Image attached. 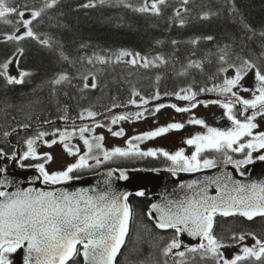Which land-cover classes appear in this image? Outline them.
<instances>
[{"label":"snow or ice","instance_id":"obj_1","mask_svg":"<svg viewBox=\"0 0 264 264\" xmlns=\"http://www.w3.org/2000/svg\"><path fill=\"white\" fill-rule=\"evenodd\" d=\"M61 0H42L43 6L32 8L27 0H0V24L13 26L11 32L0 31V43L33 41L66 63H75L64 53L60 42L52 36L45 37L36 30L42 14L47 9H53ZM181 7L175 10L179 25L185 26L188 21L184 13H190L187 5L191 0H179ZM217 9L202 13L201 20L224 16L230 20L236 31L228 36V43L216 44L215 51L209 50L200 59H191L196 55L195 49L202 40L215 42L216 37L209 35L197 37L187 43L193 46V51L178 76L189 75L190 70H197L205 78L214 81L211 87L196 88L195 84L181 87L172 93H161L154 90L151 96H145L141 91L133 89L132 98L127 104L114 103L107 109L113 113L116 108H126L134 105L135 112H124L106 116L84 108L78 116L80 120H90L76 125L72 122L71 131L68 128H53L51 131L37 130L35 134L24 139L26 150L22 155L12 152L11 155L0 148V264H13L12 254L25 250L23 264H118L117 257L125 247L130 225L133 221V208L128 203L133 193L119 191L113 187V180H128L126 170L109 169L102 187L69 190L65 185L84 177L80 175L86 169L98 168L106 162L132 157H163L170 162L167 171L173 176L178 173H197L206 169H216L221 165H232L239 176L247 173L243 170L256 161L264 162V29L257 30L240 9L238 0H215ZM168 0H141L140 6H134L130 0H85L78 8L89 9L106 4H119L134 12L159 16L162 15V5ZM157 43H163L157 41ZM180 43L172 40L176 46ZM86 45H81V48ZM25 49L17 47L7 58L0 60V81L4 87L23 85L28 82L33 73L20 67ZM214 58V60H213ZM81 62L86 65H107L113 61L126 63L136 68H160L172 65L173 58H167L157 53L155 56L142 55L121 49L111 55L93 53L82 56ZM215 64L212 71L206 70V65ZM15 67L17 73H10ZM88 71L72 76L67 72L58 74L47 83L53 94L57 86L65 83L71 85L74 79L80 80L79 91H94L100 87L98 72ZM229 73H231L229 75ZM161 76H156L159 82ZM251 79V84L248 80ZM205 93H215L216 99L200 100ZM246 94V95H243ZM67 95V93H65ZM164 96H173L178 101L187 102L186 106L176 103H155ZM138 98V99H137ZM33 103H40L34 101ZM203 105H218L223 109L217 119L226 118L228 127H214L198 118L193 109ZM30 106V105H29ZM8 104L0 107V113H7ZM171 108L176 113H192L186 122L173 121L126 140V147L105 146V136L96 135V129L107 128L113 137H124V128L113 130L112 125L123 121H138L156 116L162 109ZM22 111V109H21ZM100 117L101 119H97ZM15 120V117H12ZM61 120H68L62 115ZM109 120L105 124L103 120ZM44 124L54 123L51 120ZM186 125H200L206 131L198 132L186 138L183 143L194 150L190 155L187 149L179 148L169 152L163 148L143 150L140 144L144 141L163 137L173 131L183 130ZM32 128L31 123L18 124L11 131L0 132L5 138ZM87 134V135H86ZM52 137V139H47ZM78 139L82 143H72ZM49 148L60 144L73 162L63 168L50 171L46 165L54 162L50 152L39 153L37 145ZM233 154H241L236 159ZM255 154V155H254ZM40 161L26 164L24 161ZM8 162H16L20 169L35 168L38 175L20 181L6 175ZM155 171H159L158 169ZM119 172V175L115 174ZM47 186L35 187V182ZM27 182L31 186L23 187ZM179 188L183 195L176 199L164 197V203H153L147 215L155 223V228L163 232L171 231V236H160V241H166L160 248V255L165 259L162 264H264V231L237 229L232 223H222L228 218L240 217L248 222L258 219L264 222V181L242 182L235 179L231 172L221 171L218 175L203 176L188 183H181ZM214 190L215 194H212ZM143 197L145 191L135 193ZM158 214V215H157ZM197 239L194 245L185 244L180 239L182 235ZM252 243L249 244L248 240ZM235 249L229 254V250ZM141 264H151V258ZM154 264H161L155 261Z\"/></svg>","mask_w":264,"mask_h":264},{"label":"trees","instance_id":"obj_2","mask_svg":"<svg viewBox=\"0 0 264 264\" xmlns=\"http://www.w3.org/2000/svg\"><path fill=\"white\" fill-rule=\"evenodd\" d=\"M84 2L85 0H61L58 6L47 9L42 14L36 26V30L45 37L52 36L59 41L64 53L75 62L74 64L60 60L55 53H50L48 49L41 48L33 41L26 40L18 44L0 43V60L14 53L17 47H23L25 52L20 67L33 73L23 85L4 87L0 81V107H6L8 104L15 106L8 108L7 113H0V132L11 131L18 124L32 125L27 131L20 130L10 137L0 136V148L9 155L18 150L23 153L26 150L24 139L34 135L37 130L51 131L55 127H61V123L79 121V113L84 108L93 107L95 111L107 113V109L114 103L127 104L132 98L133 89L141 91L145 96H151L156 89L162 94L172 93L193 83L196 88L211 87L214 81L206 79L204 74L197 70H190L187 76L175 74L182 70L194 50L187 42L197 37L209 35L216 37L215 42L202 40L197 46L196 55L191 56V59L200 60L209 50L215 51L216 44L228 43V36L236 31L232 22L226 20L224 16L209 20L199 18L203 12L217 9L215 0H191L187 5L190 13H184L188 23L183 27L179 25V18L175 17V10L181 7L179 0H168L166 5L161 6L162 15L159 16L137 13L119 4L115 6L106 4L89 9L78 8V5ZM130 2L137 7L141 4V0ZM238 2L247 21L258 31L264 29V0ZM16 3H21V0H16ZM27 3L35 9L43 6L42 0H27ZM12 30L13 26L0 24V31ZM172 40L180 43L173 46ZM81 45L86 47L81 48ZM121 49L148 56L159 53L170 59L175 57L174 67L170 64L160 68L144 69L115 61L107 65H86L80 60L82 56H91L93 53L107 56ZM214 68V63L206 65L207 71ZM97 69L101 70L98 72L100 87L94 91L80 93V80L74 79L71 85L65 83L57 86V91L53 94L51 86L47 83L62 72L75 76L77 73ZM157 75L161 76L159 82L156 81ZM200 97L217 98V95L205 93ZM34 101L40 103H33ZM132 106L134 105L127 107ZM65 114L68 116L67 121L60 119ZM12 117H15V120ZM47 120L54 123L44 124L43 122ZM39 162L31 160L26 164ZM160 163L161 160L139 162L128 158L112 164V167L120 170H156L160 169ZM146 164L148 165L144 166ZM130 204L134 216L127 243L117 260L118 264H141L149 257L151 264L155 261L162 264L165 258L160 255V248L155 245L160 244L162 248L166 241H160L159 237L164 236L167 239L171 236V231L162 232L155 228L153 220L147 215L151 202L144 196H133ZM222 223H232L237 229L264 231V222L259 219L248 222L236 217L228 218V221ZM167 259L169 264H172L171 258Z\"/></svg>","mask_w":264,"mask_h":264},{"label":"rangeland","instance_id":"obj_3","mask_svg":"<svg viewBox=\"0 0 264 264\" xmlns=\"http://www.w3.org/2000/svg\"><path fill=\"white\" fill-rule=\"evenodd\" d=\"M10 73L15 75L17 73V69L15 67L10 68ZM231 73H229L230 75ZM248 84H251V79L248 80ZM246 95V94H243ZM223 109H221L218 105L210 104L208 107H204L202 104L198 106L196 109H193V113L198 117L205 120L207 124L214 127H228L229 122L226 118L224 119H217L222 115ZM192 113H176L171 108H165L162 109L160 113H158L156 116H148L147 119H142L139 121H123L120 122L118 125H112L111 127L113 130H118L119 128H124L126 135L124 137H113L108 131L107 128H98L96 129V135H104L105 136V146L107 148H112L116 146L120 147H126V140L134 135H138L147 131H151L154 128L162 125H167L170 122L173 121H180V122H186L187 119L191 118ZM221 122H224V124H221ZM262 125H264V121H261ZM206 129H204L200 125H186V127L183 130L180 131H173L168 134H166L163 137H158L153 140L144 141L140 144L141 148L143 150L150 149L152 146L153 149H159L160 146H162L161 141L165 137L169 140V152H175V150H178L181 147L190 148L192 149L191 152L194 150L193 148L185 145L183 141L186 138H189L193 135H195L198 132H204ZM87 135V134H86ZM47 139H52V137H47ZM72 143H82L78 139H74ZM27 147V146H26ZM37 151L39 153L44 152H50L54 156V162L46 165V167L49 168L50 171H55L63 168L66 164L73 162L75 159L74 157H69L63 150L62 146L60 144L54 145L53 147L49 148L47 146H44L42 144L37 145ZM22 155V153H21ZM255 155V154H254ZM26 162V161H25ZM16 164V162H13ZM23 171V169H18ZM9 171V168H8ZM186 174V173H185ZM248 243L251 244L252 241L249 239ZM232 251H235V249L229 250V254H231ZM13 257V254H12Z\"/></svg>","mask_w":264,"mask_h":264},{"label":"water","instance_id":"obj_4","mask_svg":"<svg viewBox=\"0 0 264 264\" xmlns=\"http://www.w3.org/2000/svg\"><path fill=\"white\" fill-rule=\"evenodd\" d=\"M171 102L178 103L174 100H161L157 103H171ZM138 110L140 109L127 108V109L115 110L113 111V113L119 114V113H124V112H135ZM113 113H107L105 115L110 116ZM97 119H101V118L99 117ZM85 123L90 125L92 124V121L89 120V121H83V122H75L76 125H81ZM65 125L72 126V124L70 123L65 124ZM107 171L108 170L100 173L99 175L95 177L87 178V179L80 180V181H73L71 184L65 185L64 187H68L69 190H75L81 187L91 188V187H96L97 185H100L102 187L103 186L102 181L103 179L106 178ZM221 171L231 172L235 179L241 180L242 182H245V183L264 181V162H263V163L255 164L247 178L239 177L237 172L231 167H221V168L207 171V172H200V173H197L191 176L179 177L177 179H175L170 174L157 175L154 173L139 172L126 181L114 179L112 183L115 189L119 191H127L130 193H133L132 195H134L136 192L141 191V190L145 191L146 197L152 202V204L153 203H164L165 196H167V198L169 199H176L183 195L182 190L179 188V185L181 183H188L192 181L193 179L199 180L203 176L218 175ZM6 175H9L10 177L15 178L20 181H26V178L36 176L38 175V173L33 172V171L20 172V171L14 170L13 172L6 173ZM115 175L118 176L119 173L117 172ZM22 186L27 187L31 185H29L27 182H24L22 183ZM34 186L38 188L47 187L41 184L39 181H36ZM212 194H215L214 190L212 191ZM132 195H130L129 198ZM128 203H129V200H128ZM130 228H131V225H130ZM182 238L184 242L190 243L191 245L198 243L197 239L188 237L186 234L182 235ZM123 249L124 248L121 249V252ZM25 255H26L25 250H19L17 253H15L14 264H23V257ZM119 256L117 257V260Z\"/></svg>","mask_w":264,"mask_h":264},{"label":"flooded vegetation","instance_id":"obj_5","mask_svg":"<svg viewBox=\"0 0 264 264\" xmlns=\"http://www.w3.org/2000/svg\"><path fill=\"white\" fill-rule=\"evenodd\" d=\"M105 124H109L108 122H105ZM221 124H224V122H221ZM161 141V144H162V146H160L159 148H165L166 147V145L165 146H163L164 144H165V142H166V144L169 142L168 140H166V137L163 139V140H160ZM170 145V144H169ZM150 149H153L152 148V146L150 147ZM186 154L187 155H190V152L189 151H186ZM130 160H133V161H139V162H144V161H147V160H156L157 162H160V160H161V163H160V169H162V170H167V168H168V166H169V164H170V162L169 161H167L165 158H163V157H159V158H155V157H132V158H129ZM122 159H117V162L116 163H118L119 161H121ZM110 162H112V161H109V162H106L105 164H103V165H101L100 167H102V166H105V165H107V164H109ZM148 164H146V165H144V166H147ZM100 167H98V168H94V169H86V170H84L82 173H80V175H82L84 178L83 179H81V180H84V179H87L88 177H90V176H92V175H94V174H96V172H97V170L100 168ZM148 168H151V167H148ZM165 168V169H164ZM141 170H149V169H141ZM89 173H91V174H89ZM189 174H193V173H178L177 175H176V177H178V176H183V175H189ZM78 181H80V180H78Z\"/></svg>","mask_w":264,"mask_h":264}]
</instances>
